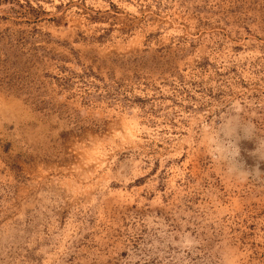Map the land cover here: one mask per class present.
<instances>
[{"label": "rangeland", "instance_id": "obj_1", "mask_svg": "<svg viewBox=\"0 0 264 264\" xmlns=\"http://www.w3.org/2000/svg\"><path fill=\"white\" fill-rule=\"evenodd\" d=\"M0 264H264V0H0Z\"/></svg>", "mask_w": 264, "mask_h": 264}]
</instances>
